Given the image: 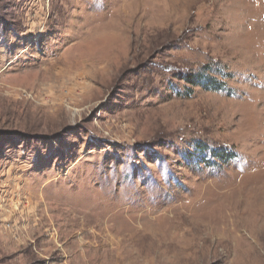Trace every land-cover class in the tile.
<instances>
[{
    "label": "rangeland",
    "instance_id": "1",
    "mask_svg": "<svg viewBox=\"0 0 264 264\" xmlns=\"http://www.w3.org/2000/svg\"><path fill=\"white\" fill-rule=\"evenodd\" d=\"M0 264H264V0H0Z\"/></svg>",
    "mask_w": 264,
    "mask_h": 264
},
{
    "label": "trees",
    "instance_id": "2",
    "mask_svg": "<svg viewBox=\"0 0 264 264\" xmlns=\"http://www.w3.org/2000/svg\"><path fill=\"white\" fill-rule=\"evenodd\" d=\"M183 79L192 86H200L208 90L219 91V90L226 89L225 88L226 83L224 81H220L216 77L209 76L203 73L186 74L184 75ZM198 151L199 153L201 151L202 154H207L208 152H210V154L214 155V157H216L219 160H227L229 157L236 155L234 152H230L228 149L212 150L211 152V148H209L208 145H204L202 143L198 144ZM203 161H206V160H202V162Z\"/></svg>",
    "mask_w": 264,
    "mask_h": 264
}]
</instances>
